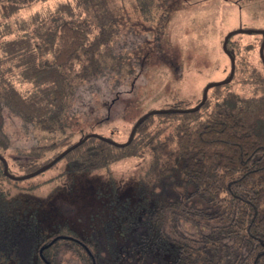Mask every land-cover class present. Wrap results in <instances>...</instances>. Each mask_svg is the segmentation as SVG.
<instances>
[{
	"label": "trees",
	"instance_id": "16d2710c",
	"mask_svg": "<svg viewBox=\"0 0 264 264\" xmlns=\"http://www.w3.org/2000/svg\"><path fill=\"white\" fill-rule=\"evenodd\" d=\"M25 1L37 0H0V157L7 173L16 177L40 169L93 133L81 131L79 139L69 140L65 115L78 84L92 80L105 64L116 33L108 0H71L48 16L34 13L24 19L16 11ZM153 1L136 0V4L144 8ZM240 34L246 33H232L226 44L234 64L233 38ZM250 34L262 40L261 34ZM260 62L261 71L250 73L255 93L251 96H218L205 114L208 99L194 112L149 114L129 144L119 147L89 136L50 166L66 161L65 172H93L141 152L150 156L151 184L168 185L178 178L181 192L176 196L148 208L140 223L122 222L120 237L129 240L127 249L111 239L104 244L119 254L109 259L111 264H264V66ZM5 108L40 132L58 133L60 138L30 149L23 162L5 155L9 149ZM162 122L173 132L159 140L162 129L154 131L151 126ZM3 169L0 159V264H57L61 252L75 255L80 264H99L100 248L93 241L59 232L61 225L45 228L50 233L44 235L35 213L22 218L2 184L27 178H10ZM129 231L139 234L133 239Z\"/></svg>",
	"mask_w": 264,
	"mask_h": 264
},
{
	"label": "rangeland",
	"instance_id": "374dc122",
	"mask_svg": "<svg viewBox=\"0 0 264 264\" xmlns=\"http://www.w3.org/2000/svg\"><path fill=\"white\" fill-rule=\"evenodd\" d=\"M70 1H25L16 14L24 19L34 13L45 17ZM108 1L114 9L115 40L98 74L78 84L69 101L64 124L71 141L79 139V132L92 130V134L122 144L133 123L149 110L196 106L207 84L226 80L230 74V58L221 48L225 36L236 30H264V0H154L144 8L136 0ZM233 39L234 75L223 86L208 89L202 114L211 110L218 96L255 94L250 73L262 68L261 37L240 34ZM166 123L151 126L154 131L162 129L159 140L173 132ZM4 130L9 143L5 155L20 162L27 160L30 149L60 138L58 133L47 135L24 123L7 108ZM149 161L150 156L140 152L93 172H65L67 162L60 161L42 174L2 186L22 218L35 213L44 235L50 233L45 228L61 225L59 232L99 245V264H111L109 259L119 254L104 245L108 239L114 244L120 241L124 250L129 247V240L123 242L120 237L122 222L140 223L148 208L181 192L178 178L168 185L151 184ZM12 168L17 172L14 164ZM132 231L128 235L134 239L139 233ZM59 255L57 264H80L70 252Z\"/></svg>",
	"mask_w": 264,
	"mask_h": 264
},
{
	"label": "water",
	"instance_id": "95a60500",
	"mask_svg": "<svg viewBox=\"0 0 264 264\" xmlns=\"http://www.w3.org/2000/svg\"><path fill=\"white\" fill-rule=\"evenodd\" d=\"M232 33H246V34H250V33H259L261 34L262 36V42L260 44V48H259V56H260V59L263 63V66H264V54H263V48H264V30H252V29H245V30H236V31H233V32H230L228 33L223 42H222V48L223 50L225 51V53L229 56L230 58V64H231V68H230V74L228 76V78L226 80H222L220 82H215V83H209L205 86V88L203 89V92H202V98H201V101L194 107L192 108H188V109H177V110H153V111H150L148 113H146L142 118L138 119L133 128L131 129V132L129 134V137H128V140L125 142V143H122V144H119V143H116L112 140H109L107 138H104V137H101L97 134H88L86 136H84L83 138H81L80 140H78L76 143H74L73 145H71L70 147L66 148L65 150H63L59 155H57L51 162H49L48 164H46L45 166L41 167L40 169L32 172V173H29V174H26L24 176H20V177H16V176H12L11 174L7 173V164L6 162L4 161V159L2 157H0V159L2 160L3 162V166H4V173L6 175H8L10 178H13V179H25V178H30V177H33L43 171H45L46 169H48L50 166H52L57 160L61 159L66 153H68L70 150L74 149L75 147L79 146L87 137H96V138H100V139H103L105 141H107L108 143L110 144H113V145H116V146H124V145H127L131 139L133 138V135H134V132L138 126V124L141 122V120L146 117L147 115L149 114H155V113H165V112H169V111H172V112H194L196 110H198L200 108V106L204 103V101L206 100V96H207V91L209 88L213 87V86H216V85H221V84H225V83H228L231 78H232V75H233V72H234V59L232 57V55L229 53V51L227 50L226 48V44H227V41L229 39V37L232 35Z\"/></svg>",
	"mask_w": 264,
	"mask_h": 264
}]
</instances>
